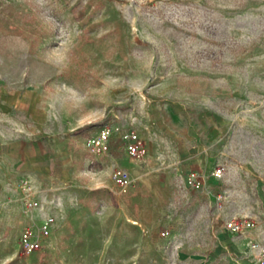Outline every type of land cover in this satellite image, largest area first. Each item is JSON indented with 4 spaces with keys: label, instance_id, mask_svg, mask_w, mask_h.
<instances>
[{
    "label": "rangeland",
    "instance_id": "374dc122",
    "mask_svg": "<svg viewBox=\"0 0 264 264\" xmlns=\"http://www.w3.org/2000/svg\"><path fill=\"white\" fill-rule=\"evenodd\" d=\"M250 232L264 238V0H0V264H262Z\"/></svg>",
    "mask_w": 264,
    "mask_h": 264
},
{
    "label": "built area",
    "instance_id": "2783aa9c",
    "mask_svg": "<svg viewBox=\"0 0 264 264\" xmlns=\"http://www.w3.org/2000/svg\"><path fill=\"white\" fill-rule=\"evenodd\" d=\"M147 2H154L156 0H144ZM110 129L103 127L96 133H91L85 139L86 148L94 154L104 155L110 153ZM121 132V131H120ZM125 143V148L130 157L135 160L144 161L147 156V148L135 131L124 132L120 135ZM221 168L216 171L217 175H221ZM111 177L118 187L120 193H127L134 185V181L130 171L120 165H115L111 172ZM26 189V187H25ZM219 197L221 195H218ZM24 209L27 213L33 211L34 201L27 194L24 199ZM52 218H50L51 220ZM227 228L235 234H242L251 230L254 223L251 220H239L232 217L226 221ZM47 231V229H46ZM251 249L255 251L259 261L264 264V238L254 237L251 242Z\"/></svg>",
    "mask_w": 264,
    "mask_h": 264
},
{
    "label": "crops",
    "instance_id": "0c3cea01",
    "mask_svg": "<svg viewBox=\"0 0 264 264\" xmlns=\"http://www.w3.org/2000/svg\"><path fill=\"white\" fill-rule=\"evenodd\" d=\"M252 235L254 234L255 236L257 235V232L256 233H253V232H250Z\"/></svg>",
    "mask_w": 264,
    "mask_h": 264
}]
</instances>
